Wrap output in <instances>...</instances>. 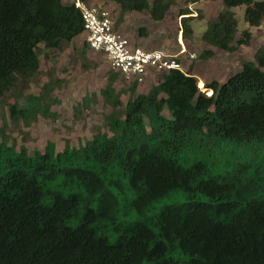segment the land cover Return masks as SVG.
<instances>
[{
  "label": "trees",
  "instance_id": "obj_1",
  "mask_svg": "<svg viewBox=\"0 0 264 264\" xmlns=\"http://www.w3.org/2000/svg\"><path fill=\"white\" fill-rule=\"evenodd\" d=\"M110 1L121 17L154 21L174 3ZM198 1L178 9L184 39L195 18L187 6ZM219 1L200 33L204 59L250 44L232 7L245 6L249 26L264 19V0ZM81 34L84 55L75 0H0V101L39 73L40 45L62 51ZM198 78L190 68L150 70L139 83L109 68L100 91L112 108L106 130L61 150L52 141L43 150L17 144L3 115L0 264H264V46L223 81ZM43 88L16 92L12 122L52 114V87Z\"/></svg>",
  "mask_w": 264,
  "mask_h": 264
},
{
  "label": "rangeland",
  "instance_id": "obj_2",
  "mask_svg": "<svg viewBox=\"0 0 264 264\" xmlns=\"http://www.w3.org/2000/svg\"><path fill=\"white\" fill-rule=\"evenodd\" d=\"M174 3L162 21H154L140 12H129L120 16L119 6L110 0H90L96 7L108 9L115 22L116 29L126 36L130 43L146 50L160 49L169 54H176L183 69L190 68L197 75L198 81L217 79L223 81L228 75L239 69L241 61L252 60L259 46H264V19L259 26H249L243 19L245 6L232 7L237 19L239 31L248 28L252 39L247 46H240L234 52L218 50L212 57L201 58L200 53L206 44L200 40V33L206 27V19L215 16L222 8L219 0H200L187 7L195 18L191 21L193 33L189 39L181 35L178 9L184 7L183 0ZM197 13L201 16H197ZM84 35L76 36L62 51L38 47L40 70L27 86L19 85L9 91L0 101V127L3 115L6 117V133L17 144L24 143L29 150H43L48 141L61 150L65 141L77 146L90 138L97 131H104L105 117L111 112V105L101 96V89L107 83L108 64L102 53H95L86 47L83 55ZM194 54V58H191ZM154 80L150 79L137 87L136 92L146 91ZM52 87L47 94L50 102V116L38 115L28 123L10 120L7 103L14 101L17 91L23 94L38 95L44 84ZM198 87L205 90L204 85ZM120 91L123 102L129 97L127 84L123 80L114 83Z\"/></svg>",
  "mask_w": 264,
  "mask_h": 264
},
{
  "label": "built area",
  "instance_id": "obj_3",
  "mask_svg": "<svg viewBox=\"0 0 264 264\" xmlns=\"http://www.w3.org/2000/svg\"><path fill=\"white\" fill-rule=\"evenodd\" d=\"M75 6L80 10L89 48L101 52L108 67L122 74L126 80L140 83L150 70L183 69L176 54L133 46L129 39L115 28L108 9L81 0H75ZM194 56L191 54V57Z\"/></svg>",
  "mask_w": 264,
  "mask_h": 264
}]
</instances>
